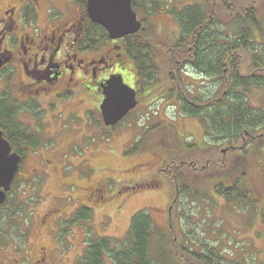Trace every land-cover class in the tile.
Segmentation results:
<instances>
[{"label":"rangeland","instance_id":"374dc122","mask_svg":"<svg viewBox=\"0 0 264 264\" xmlns=\"http://www.w3.org/2000/svg\"><path fill=\"white\" fill-rule=\"evenodd\" d=\"M6 1L0 0V6ZM255 1L256 4H264V0H251L252 3ZM199 2L204 3L206 0L164 1L170 10ZM168 8L167 11L156 13H145L143 10L138 12L139 19L144 23L145 33H148V38L156 44L155 62L156 65L158 62L159 71L150 88L144 89L143 82L135 73L134 62L125 58L123 63L124 69H127L125 82L129 85L134 83L138 88V104L135 109L116 126L110 128L104 126L97 112L82 115V108H90L92 106L90 103L79 108L82 120H66L65 126L58 121L61 116L55 121L50 114L44 115L43 118L49 120L46 127V139L50 140L49 147L41 148L39 145H36L35 149L20 147L23 156H30L36 151L44 153L43 156L47 160L60 158L65 154L69 156L68 160L81 161L78 166L81 177L79 180L85 185L95 180L107 181L105 197L109 198V201L89 210L87 219L75 222L73 218L68 220H65L66 217L60 218L58 238L51 245L55 246L57 254L55 260L60 264H80L86 243L102 237H112L120 243L119 246L129 247L131 238L127 232L130 222L140 211H146L152 221L149 243V254L152 257L159 254V249L163 248L166 242L171 245V239L177 236L176 243L186 241L184 244L190 245L197 252L209 251L207 247H214L216 256L222 259L224 264H264V222L258 217H264V208L258 206V209L253 211L250 206L240 203V196L233 198L230 193L232 199H227L225 195L221 197L215 191L217 188L215 185L232 184L240 193V154H234L230 149L231 142V144L219 142L223 135L220 136L210 129L211 135L209 128L203 126L201 119L183 114L176 107V97L173 96L178 84L175 85L174 79L170 80L165 75L168 66L165 64L166 47L163 45L179 37V26ZM263 8L264 5L258 12L262 14ZM230 21L224 18V22L230 24ZM262 37L256 34L255 39L261 42ZM239 61V67L243 72L251 70L250 59L247 56L241 53ZM261 71L264 73V68ZM177 76L182 94L185 92L187 95L189 90L198 97L203 96L205 100H209L210 97L215 99L220 95L221 92L217 91L224 90L219 86L216 90L217 78L201 76L189 68L179 70ZM3 94L7 99H15L19 107L32 106L30 101L23 105L19 104L16 97L23 98L24 95L17 87L15 78L8 82L6 93ZM247 98L252 107H264V87L248 94ZM204 116L207 126H211L209 114L206 113ZM26 121L28 127L35 128V123L41 121L40 115L32 113L28 115ZM58 129H61L60 134L48 136L55 135ZM207 158L211 161L201 172L193 171L190 165L188 169L183 170L187 177L185 182L192 190L188 194L180 195L174 210H171L172 218L169 223L175 186L172 181L160 176L158 169L170 162L179 165L182 161L188 164L195 160L198 161V165L204 166ZM32 161L31 156L27 157L28 164ZM73 172L74 168L70 169V174ZM250 178L255 180L253 175ZM120 186L128 188L121 189ZM66 187L64 192L62 191L63 194L69 192L73 194L74 191L70 190L74 188ZM34 191L37 193L36 196L41 197L37 198L36 202L32 200L36 203L32 220V229L35 230L38 214L53 204V194L58 191L54 186V179L51 178L45 181L40 190L37 191L34 187ZM217 191L221 189L218 188ZM27 197L19 194L17 202L26 205L24 199ZM67 202V206L71 208L76 201L72 197ZM25 205L23 208L15 206L12 209V213H17L12 220L24 218L27 212ZM68 209H65L64 213ZM15 224L18 229L19 223ZM170 224L172 228H169ZM19 234V232L15 234V240L21 239L18 237ZM2 243L4 246L10 244L4 233ZM55 260L53 258L54 262ZM103 264H112L107 255L103 258Z\"/></svg>","mask_w":264,"mask_h":264},{"label":"flooded vegetation","instance_id":"af4514ba","mask_svg":"<svg viewBox=\"0 0 264 264\" xmlns=\"http://www.w3.org/2000/svg\"><path fill=\"white\" fill-rule=\"evenodd\" d=\"M253 3L251 0H239L238 12L242 14L245 6L246 8L254 6L256 14L262 17L264 8L262 14L258 10L264 4H256V1ZM86 4V0H7L0 6V104L4 101L3 93H6L8 82L15 78L17 87L24 95L23 98L15 95L19 104L23 105L30 101L32 105L21 107L16 114V119L26 129L34 143L41 148H47L50 145V140L46 139V127L49 125V120L44 119V115L50 114V117H53L52 120L61 116L58 121L65 126L66 120H82L79 108L90 103L92 104L90 108H82V115L97 112L100 117L99 103L103 99L102 85L106 84L110 75L118 74L126 83L124 77L127 76V69L123 67L124 60L127 57L134 62L129 52L130 47L126 43V36L119 39L107 37L101 40L99 29L88 17ZM134 10L139 19V9L134 8ZM140 21L143 24L142 20ZM220 31L227 34L228 28L223 25ZM222 65L224 70L227 61ZM157 68H159L158 62ZM136 69L135 66V73H137ZM182 69L183 67L180 66V70ZM262 69L258 68L254 70V73L264 76ZM191 70L201 76H207L195 68L191 67ZM167 74L168 70L165 75L169 78ZM173 79L175 85L178 84L173 96L176 97L177 102L180 93L179 79L175 75ZM217 84L216 90L219 87L222 88L220 82ZM129 86L135 88L137 98L136 84L132 83ZM263 87L251 86L241 94L247 97L248 94L257 92ZM218 92L222 95L226 94L223 90ZM192 93L194 94L193 91ZM219 98L220 96L215 99L210 97L205 103L212 104ZM255 109L258 108H252V110ZM32 113L40 115L41 121L35 123V128L28 127L26 124L28 115ZM63 119L65 120L61 121ZM60 133L61 129H58L55 135L48 136L53 137ZM236 140L222 139L219 142H231L230 149L234 151V154H240V203L250 206L254 209L253 211L258 209V206L264 208V122L245 125ZM238 141H240L238 146L240 148L237 147ZM20 155L19 169L6 192L4 203L0 206V264H60L55 260L57 256L55 246L51 247L58 238L60 218L66 217L65 220L73 218L74 221L77 217L75 222H80L79 215L84 210H93L100 204L107 203L109 201V198L105 197L107 181L106 179L104 182L95 180L90 184H83L79 180L81 177L78 166L81 161L68 160L69 156L65 154L60 156L61 159L54 157L47 160L43 156L44 153L33 151L30 155L33 161L29 164L26 159L30 156ZM209 161L211 160L207 158L206 164L202 166L195 160L192 162L194 163L192 168L195 172H201L208 167ZM72 168L74 172L70 174ZM251 175L255 177V180L249 179ZM49 178L54 179V186L58 192L53 194V204L38 214L34 230L32 220L36 203L33 202L41 198L36 196L34 187L37 191L40 190ZM66 186L74 188L70 190L74 191L73 194L72 192L63 194L64 190L69 188ZM120 187L128 188V186ZM19 194L28 196L24 199L26 205L20 201L17 202ZM72 197L76 202L70 208L67 206V201ZM24 205V208H27L26 214H21L24 218L12 220L17 215L16 212L12 213V209L15 206L23 208ZM67 208L69 209L64 213ZM258 217L264 222V217ZM16 222L19 223L18 229ZM17 232L20 233L18 237L21 239L15 240ZM2 233L10 240L7 246L2 243Z\"/></svg>","mask_w":264,"mask_h":264},{"label":"trees","instance_id":"16d2710c","mask_svg":"<svg viewBox=\"0 0 264 264\" xmlns=\"http://www.w3.org/2000/svg\"><path fill=\"white\" fill-rule=\"evenodd\" d=\"M164 1L133 0L132 6L145 13H156L167 11L168 7ZM238 5L239 0H206L204 3L187 5L181 9L168 8L178 22L179 37L163 45L166 47L167 76L170 80L174 75L177 76L180 66L189 69L192 67L217 78L226 92L225 95L220 94V98L214 100L212 104L205 103L208 100H205L203 96H193L194 94L189 90L188 93L186 91L187 95L185 92L183 94L180 92L177 98L178 110L188 116L199 117L205 128L213 129L214 133L223 135L221 138L233 141L238 138L240 130L245 125L264 122V108L252 110L245 101V95L241 94L251 86H264V76L254 73V70L264 68V15L259 17L254 6L249 8L245 6L244 12L240 14ZM224 18L231 20V23L224 22ZM223 25L228 28V34L220 31ZM95 27L100 31L101 40L107 38V33L102 26L95 24ZM256 34L263 36L261 42L255 39ZM147 35L148 33H145L142 27L136 34L126 36L127 46L130 47L129 52L144 89L150 88L159 71L155 62L156 44L152 43ZM241 53L250 59L249 72H243L239 67ZM226 61L227 66L223 70L222 63ZM172 71L175 73L173 74ZM14 100L5 97L0 104V128L4 131L12 148L21 154L20 147L35 149L37 146L16 119L19 106ZM206 113L209 114L208 118H211V126L206 124L204 118ZM188 168L189 165L184 161L179 165H174L173 162L167 163L159 170L161 176L175 184L177 201L180 195L188 194L192 190V187L186 184L187 177L183 173V170ZM215 187L217 190L220 188L221 191H216L222 196L225 195L227 199H232L231 195L233 198L240 196L236 186L215 185ZM88 217L89 209L79 215L82 219ZM152 226L151 218L146 211L137 212L132 217L127 232L131 238L129 247L119 246L120 243L112 237L88 241L80 264H103L105 255L110 258L112 264H224L223 260L216 256L214 247H207L209 251L197 252L190 245L184 244L186 241L176 243L172 239L171 245L166 242L167 244L159 249L158 255L150 256Z\"/></svg>","mask_w":264,"mask_h":264},{"label":"water","instance_id":"95a60500","mask_svg":"<svg viewBox=\"0 0 264 264\" xmlns=\"http://www.w3.org/2000/svg\"><path fill=\"white\" fill-rule=\"evenodd\" d=\"M86 10L89 18L104 27L111 39L136 33L141 27L131 0H87ZM105 83L99 109L103 124L113 126L137 105L136 91L123 82L120 74L110 75ZM20 160V155L11 151L10 142L0 129V205L5 200Z\"/></svg>","mask_w":264,"mask_h":264}]
</instances>
